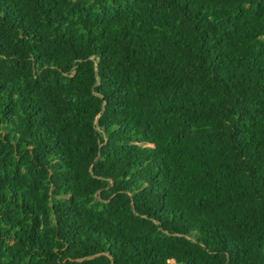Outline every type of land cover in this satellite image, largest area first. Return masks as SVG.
<instances>
[{
    "label": "trees",
    "instance_id": "1",
    "mask_svg": "<svg viewBox=\"0 0 264 264\" xmlns=\"http://www.w3.org/2000/svg\"><path fill=\"white\" fill-rule=\"evenodd\" d=\"M0 264H264V0H0Z\"/></svg>",
    "mask_w": 264,
    "mask_h": 264
}]
</instances>
